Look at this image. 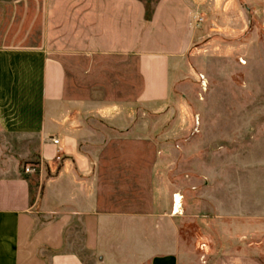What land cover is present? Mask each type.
I'll list each match as a JSON object with an SVG mask.
<instances>
[{
  "label": "crops",
  "instance_id": "obj_1",
  "mask_svg": "<svg viewBox=\"0 0 264 264\" xmlns=\"http://www.w3.org/2000/svg\"><path fill=\"white\" fill-rule=\"evenodd\" d=\"M33 1L39 42H0V71L23 72L10 75L0 129L27 134L50 174L34 188L31 176L1 169L0 264H180L177 174L148 124L173 96L177 43L148 50L144 0ZM157 6L156 37H178L180 2ZM201 196L208 209L210 192Z\"/></svg>",
  "mask_w": 264,
  "mask_h": 264
},
{
  "label": "rangeland",
  "instance_id": "obj_2",
  "mask_svg": "<svg viewBox=\"0 0 264 264\" xmlns=\"http://www.w3.org/2000/svg\"><path fill=\"white\" fill-rule=\"evenodd\" d=\"M144 1L148 50L171 40L179 50L173 96L151 112L148 124L177 174L180 264H264V0H178L180 20L173 27L180 35L163 39L155 31L161 27L155 20L161 0ZM38 8L33 0L0 3V26L7 34L0 42L37 44ZM197 13H205L206 22L192 27ZM11 70L5 63L0 71L9 80L0 86L6 100L0 99V109L14 87L10 75L23 74ZM27 141V134L0 129V174L15 167L39 188L40 173L50 171ZM27 166L36 170L27 173ZM204 190L211 195L208 209Z\"/></svg>",
  "mask_w": 264,
  "mask_h": 264
},
{
  "label": "built area",
  "instance_id": "obj_3",
  "mask_svg": "<svg viewBox=\"0 0 264 264\" xmlns=\"http://www.w3.org/2000/svg\"><path fill=\"white\" fill-rule=\"evenodd\" d=\"M194 22H195V26H201V25H203L206 22L205 13H197L196 15H194ZM52 140H53V142L56 145L59 144V140L57 138H53ZM62 153H63L62 149L61 148H58V152H57V155H56V160H61ZM35 170L36 169L34 167H30V166H27L26 167V172L27 173H32Z\"/></svg>",
  "mask_w": 264,
  "mask_h": 264
},
{
  "label": "bare ground",
  "instance_id": "obj_4",
  "mask_svg": "<svg viewBox=\"0 0 264 264\" xmlns=\"http://www.w3.org/2000/svg\"><path fill=\"white\" fill-rule=\"evenodd\" d=\"M175 201H176V203H175V212H178V209H179V207H180V201H181V198L179 197V195H176L175 196Z\"/></svg>",
  "mask_w": 264,
  "mask_h": 264
}]
</instances>
